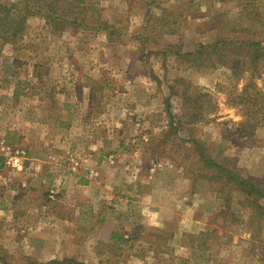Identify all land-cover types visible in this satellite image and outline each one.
I'll use <instances>...</instances> for the list:
<instances>
[{"label":"rangeland","instance_id":"obj_1","mask_svg":"<svg viewBox=\"0 0 264 264\" xmlns=\"http://www.w3.org/2000/svg\"><path fill=\"white\" fill-rule=\"evenodd\" d=\"M30 1L34 8L38 3L47 4V0ZM85 1L79 10L84 9L81 15H87L89 23L102 19L111 29L141 42L138 51L147 53L145 56L161 54V83L172 93L167 98L168 110L176 115L171 124L161 121L153 127L152 123H142L135 135L109 151V165L125 163L130 177L136 173L135 178H129L135 185L148 188L175 181L183 197L192 195L198 204L195 214L204 216L203 227L212 233L211 237L198 235L189 240L195 255L201 256L186 264H212L211 259L213 264H238L245 249L248 254L242 263L257 264L256 258L264 255V55L256 68L244 55L251 53L249 42H264V0ZM24 2L0 0V5L14 7L25 15ZM25 26L15 42L0 40V66L9 78L28 67L31 60L34 63V56L39 59L38 69L45 70L46 58L52 53L86 54L102 43L101 37H92L89 43V32L94 31L63 28L37 14L30 15ZM136 31L139 39L133 35ZM111 36L123 40L117 33ZM136 40L130 45L133 51L139 44ZM84 64L91 66L89 62ZM0 140L20 146L17 138L9 141L0 134ZM199 149L227 172L241 171L253 193L238 188L227 178V172L219 174L213 166L204 168ZM27 161L20 172L6 169L0 181V211L12 210L10 213L16 216L15 220L0 218V264H76L66 262L68 259L77 264H184L183 250L176 251L181 238L174 237L175 225L155 226L146 215V207L133 196L126 198L121 193L117 206L108 200L103 209L112 214L115 207L120 217L105 228L95 224L94 215H88L95 206L85 203L80 207V228L72 234L66 230L70 225L63 226L64 221L55 222L49 216L62 215L65 206L73 203L72 197L68 201L67 192L64 196L51 192L55 188L42 186L39 203L27 196L26 189L19 199L14 198V192L24 188L15 175H23L24 181L31 176L26 171ZM29 198L34 201L28 203ZM11 199L17 202L12 204ZM96 209L99 212L101 208ZM222 229L229 236L224 243L231 245L229 262L223 248L217 251L218 245L207 250L213 239L217 244L214 231L221 236ZM112 231L121 236L110 237Z\"/></svg>","mask_w":264,"mask_h":264},{"label":"crops","instance_id":"obj_2","mask_svg":"<svg viewBox=\"0 0 264 264\" xmlns=\"http://www.w3.org/2000/svg\"><path fill=\"white\" fill-rule=\"evenodd\" d=\"M111 27L106 23L98 29H87L94 31L89 32L92 33L89 43L93 41L92 37L102 38L101 44L94 45L97 48L86 54L81 51L52 53L51 58H46L45 70L38 69L40 63L36 56L34 63L31 60L28 67L11 75V80L7 70L0 66V134L9 141L17 138L18 144L26 148L29 156L26 171L31 173L28 181H24L23 175H15L14 179L22 182L21 186L24 188L15 191L14 198L16 196L19 199L20 192L23 194L26 189L24 192L27 196L30 194L39 203L42 200V186L55 188L51 192L67 195L69 202L72 197L73 203L65 206V213L49 214L55 222L64 221L63 226L70 225L71 231L68 227L66 230L72 234L80 228V207L85 203L95 206L93 214L88 215H94L92 219L95 224H102V228H105L113 225L120 217L115 207L112 214H107L103 209L106 203L109 204L108 200L117 206L121 201V193L126 198L133 196L134 200L146 207V215L155 221V226L175 225L174 237L181 238L176 251L183 250L182 262L190 263L201 255H195L196 250L190 246L189 240L198 238V235L210 236L212 233L210 229L203 227L201 220L204 216L195 214L198 204H195L192 195L183 197L182 190L175 181L166 186H158L157 183L155 187L148 188L145 185H135L130 183L129 178H135L136 173L130 177L125 163L116 164L115 167L108 163V155L111 154L109 151L120 147L133 133L135 135L142 123H152L155 127L161 121L171 124L176 120V115L168 110L167 98L172 97V93L166 91V85L161 83V54L157 53V58L155 54L145 56L147 53L138 51L142 46L141 42ZM68 28L74 30L71 26ZM112 33L122 36L123 40L112 39ZM133 35L140 38L138 31ZM134 40L139 44L133 51L130 45ZM76 41L79 43L80 39ZM120 46L124 49L119 51ZM86 62L91 66H86ZM41 111L43 118L40 119ZM162 182L164 181L161 180V184ZM109 188L112 191L110 194ZM62 195L59 196L63 197ZM11 200L12 204L17 202ZM33 201L32 198L28 199V203ZM98 207L101 208L99 212L96 209ZM207 211L213 214L210 210ZM10 212L12 210L6 213L0 211V218L15 220L16 216ZM75 222L78 223L77 226ZM50 225L53 226L54 223ZM40 230L38 228L37 233ZM222 230L221 236L216 234L218 231H214L217 244L213 239L208 243L207 250L218 245L217 251L223 248L222 253L228 257L229 262L231 245L224 243L229 236ZM109 235L121 236L115 231ZM257 251L253 258L257 257ZM244 252L245 255H240L238 264H244L243 256L248 254L246 249ZM255 261L257 264H264V255ZM193 263L196 264L195 261ZM211 263L213 264L212 259Z\"/></svg>","mask_w":264,"mask_h":264},{"label":"trees","instance_id":"obj_3","mask_svg":"<svg viewBox=\"0 0 264 264\" xmlns=\"http://www.w3.org/2000/svg\"><path fill=\"white\" fill-rule=\"evenodd\" d=\"M85 3V0H47L46 5H41L38 3V7L34 8L31 6L30 0H25V15H23V13L19 12L17 9H14V7H8L6 4L0 5V37L4 40L15 42L17 38H20L22 36L21 34L25 30L26 19L30 15L35 14L41 15L45 19L49 20V22L62 25L63 28H68V26H71L74 29L94 30L101 28L103 25H106V23H104L102 19H97L96 22L89 23L88 16L81 15V13L84 12V9L81 8V10H79V8L82 5H86ZM89 3L90 2H87V5H89ZM249 45V47L252 48L250 50L251 53H249L248 56L245 54L244 58L248 59L252 67L256 68L259 60H261L264 55V42H249ZM169 114L173 119L171 113ZM198 154L201 158L200 162L203 163L204 168L213 166V168H215L219 172V174H224L227 172L222 165L211 162L202 149H199ZM227 173V178L231 182H234L237 186H239L238 188L245 187L249 189L251 193H253V187L247 184V180L242 177L241 171L237 170L235 174L231 172ZM199 175L200 177H203V175ZM221 190H223V187H221ZM66 262L76 264L78 263L71 259L66 260Z\"/></svg>","mask_w":264,"mask_h":264},{"label":"built area","instance_id":"obj_4","mask_svg":"<svg viewBox=\"0 0 264 264\" xmlns=\"http://www.w3.org/2000/svg\"><path fill=\"white\" fill-rule=\"evenodd\" d=\"M27 151L20 146L0 140V181L4 179L6 169L22 171L27 160ZM114 157L111 156V162Z\"/></svg>","mask_w":264,"mask_h":264}]
</instances>
